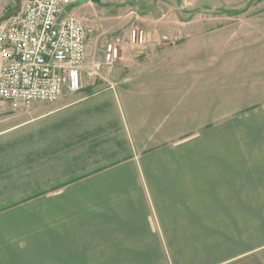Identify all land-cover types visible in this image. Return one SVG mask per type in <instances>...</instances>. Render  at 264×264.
Wrapping results in <instances>:
<instances>
[{
    "label": "crops",
    "instance_id": "1",
    "mask_svg": "<svg viewBox=\"0 0 264 264\" xmlns=\"http://www.w3.org/2000/svg\"><path fill=\"white\" fill-rule=\"evenodd\" d=\"M236 19L133 77L128 158L0 203L1 228L46 211L48 231L0 237V264H264V12Z\"/></svg>",
    "mask_w": 264,
    "mask_h": 264
},
{
    "label": "rangeland",
    "instance_id": "2",
    "mask_svg": "<svg viewBox=\"0 0 264 264\" xmlns=\"http://www.w3.org/2000/svg\"><path fill=\"white\" fill-rule=\"evenodd\" d=\"M98 1L85 15L74 14L87 35L83 90L31 107L0 101V203L46 196L69 179L128 158L133 149L126 108L133 77L143 75L148 62L161 60L167 44L186 42L192 27H220L237 22L240 14L264 12V0ZM136 27L146 33L142 49L126 43L127 33ZM112 36L124 38L121 56L94 75V63ZM39 213L36 224L31 214L21 227L6 223L0 237H47L42 220L47 214Z\"/></svg>",
    "mask_w": 264,
    "mask_h": 264
},
{
    "label": "built area",
    "instance_id": "3",
    "mask_svg": "<svg viewBox=\"0 0 264 264\" xmlns=\"http://www.w3.org/2000/svg\"><path fill=\"white\" fill-rule=\"evenodd\" d=\"M80 1L26 0L18 14L0 22L1 102L31 107L83 90L87 35L69 11ZM126 37L132 49L147 45L143 29L132 28ZM123 45L122 36H112L94 63L93 74L113 66Z\"/></svg>",
    "mask_w": 264,
    "mask_h": 264
},
{
    "label": "water",
    "instance_id": "4",
    "mask_svg": "<svg viewBox=\"0 0 264 264\" xmlns=\"http://www.w3.org/2000/svg\"><path fill=\"white\" fill-rule=\"evenodd\" d=\"M13 1L15 3V7L12 9V11L7 16H5L3 19H1L0 22L8 20L11 17H13L14 15L18 14L21 10L22 3L26 0H13ZM30 1H34V0H30Z\"/></svg>",
    "mask_w": 264,
    "mask_h": 264
},
{
    "label": "trees",
    "instance_id": "5",
    "mask_svg": "<svg viewBox=\"0 0 264 264\" xmlns=\"http://www.w3.org/2000/svg\"><path fill=\"white\" fill-rule=\"evenodd\" d=\"M91 1H93V2H95V3H99V1H98V0H91Z\"/></svg>",
    "mask_w": 264,
    "mask_h": 264
}]
</instances>
